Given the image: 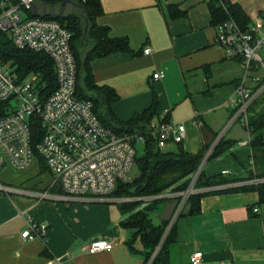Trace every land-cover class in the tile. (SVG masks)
Listing matches in <instances>:
<instances>
[{"label": "crops", "instance_id": "crops-1", "mask_svg": "<svg viewBox=\"0 0 264 264\" xmlns=\"http://www.w3.org/2000/svg\"><path fill=\"white\" fill-rule=\"evenodd\" d=\"M65 1V7L58 2L48 5L47 11L77 14L84 20L83 5ZM100 1L103 13L97 22L109 26L113 36L128 37L132 48L91 62L96 82L111 86L120 96L113 105L116 115L130 120L156 98V117L166 114L168 120L185 123L183 146L189 153L213 144L231 118L229 100L246 70L215 45L217 27L211 24L209 0ZM229 1L240 4L252 23L264 14V0ZM170 4L179 5L186 15L172 17ZM146 47L152 48L150 55L144 53ZM157 71L165 74L160 80L153 78ZM259 72L254 74L264 77V71ZM246 82L251 84V78ZM257 103V109L264 106V95ZM223 138L236 145L209 160L204 172L210 177L223 175L230 183L203 188L211 193L201 199V210L177 219L169 264H191L195 252L203 253L202 264H264V204H259L258 193L220 191L261 182L246 178L255 165L250 143L245 144L249 134L238 121ZM175 148L171 144L168 150ZM5 170L25 174L12 180ZM44 171L51 179L46 187L39 179ZM0 182L8 188L0 189V264H145L142 242L136 240L134 250L129 244L136 230L122 225L127 215L120 198L90 202L68 198L39 160L23 171L5 167ZM44 192L50 197L37 195ZM28 216L49 224L46 240H23ZM95 239L115 246L109 252L90 253L88 245Z\"/></svg>", "mask_w": 264, "mask_h": 264}, {"label": "built area", "instance_id": "built-area-1", "mask_svg": "<svg viewBox=\"0 0 264 264\" xmlns=\"http://www.w3.org/2000/svg\"><path fill=\"white\" fill-rule=\"evenodd\" d=\"M65 0H0V31L5 33L19 49L43 52L55 64L57 88L46 95L41 77L30 73L23 78L10 62H5L0 52V172L7 166L23 171L36 158L44 159L53 175L55 184L62 187L66 197L75 200L112 201L118 183L133 180L131 170L136 160V144L146 142L141 133L118 134L106 127L94 112L93 103L77 96L78 66L72 49V32L60 21L43 16L50 4ZM84 5L87 0H76ZM39 14V15H36ZM215 45L225 52L228 59L243 64L246 76L229 100L233 109L231 118L213 144L205 151L201 164L189 175L190 184L184 191L172 189L152 197L123 198L121 201H140L138 209L146 208L152 200L177 201V207L165 233L145 264H155L167 236L187 206L189 197L199 192L196 183L210 160L218 142L226 131L240 122L251 139V108L264 95V77L254 72L264 71V14L244 30L234 20L217 26ZM146 55L151 47L144 49ZM165 76L157 71L153 78ZM251 78V84L246 81ZM40 131L34 133V127ZM149 134L157 140L160 149L171 144H183L186 138L184 122L168 120L167 115L155 117L149 124ZM226 173V172H225ZM261 180V179H260ZM263 181V180H261ZM0 189H8L0 182ZM41 198L48 192L37 193ZM259 213V208L253 209ZM27 227L23 240H46L49 224L26 218ZM115 244L95 239L88 245L90 253L109 252ZM203 253L195 252L191 264H202Z\"/></svg>", "mask_w": 264, "mask_h": 264}, {"label": "trees", "instance_id": "trees-1", "mask_svg": "<svg viewBox=\"0 0 264 264\" xmlns=\"http://www.w3.org/2000/svg\"><path fill=\"white\" fill-rule=\"evenodd\" d=\"M86 9L85 17L89 22L88 31H85L86 22L77 14L61 17L46 15L60 21L72 32V49L78 66V81L76 94L79 98L93 103L94 112L100 121L118 134L141 133L146 135L144 155L136 156L135 162L139 167V174L129 183H118L113 193L115 198L152 197L163 194L169 189L175 192L184 191L189 187V175L197 170L204 157L205 147L202 151L189 153L183 144H177L175 149L165 150L157 146V140L149 134L148 127L156 117L157 99L142 113L134 115L130 120L122 121L113 110V105L120 96L109 85H100L96 82L91 62L95 59L109 56L119 52H131L129 38L126 36H113L109 26L100 25L98 17L103 13L100 0H87L83 5ZM208 7L211 15V24L217 27L228 20L236 21L244 29H250L251 18L238 4L229 0H209ZM169 14L172 17L185 16L186 12L179 5L170 4ZM0 52L5 62H10L14 68L25 78L30 73H38L41 77L43 90L46 95L53 93L57 88L56 69L53 59L43 52L19 49L10 38L0 31ZM256 103L252 106L250 115L251 140L250 147L254 158V169L247 174V179H262L258 184L244 185L239 188H228L220 191H255L259 196V204H264V106L257 109ZM0 105V111L3 108ZM251 109V110H252ZM40 131V125L34 127V133ZM236 145L234 141L222 138L216 145L210 158L215 159L232 150ZM42 166L48 169L44 159L38 157ZM230 183L223 175L207 176L203 171L196 187L199 192L189 197L187 206L181 215L197 213L201 210V199L211 191H202L209 188ZM165 201L155 199L144 209H138L140 201H127L119 204L121 210L127 215L122 225L136 230L134 238L129 242L133 244L140 240L145 248V263L149 260L154 249L159 245L168 222L161 221L156 224L151 214L160 212ZM252 208V212H253ZM176 239V224L167 236L155 264H169V244Z\"/></svg>", "mask_w": 264, "mask_h": 264}, {"label": "rangeland", "instance_id": "rangeland-1", "mask_svg": "<svg viewBox=\"0 0 264 264\" xmlns=\"http://www.w3.org/2000/svg\"><path fill=\"white\" fill-rule=\"evenodd\" d=\"M261 54L264 58V50L261 51ZM259 73H262V69H260V72ZM136 150H137V156H143L144 155V144L142 143H137L136 144ZM168 150V148H167ZM7 178L9 179H16L19 177L20 174H25V173H22V172H17V171H14V172H8L5 170V172L3 173ZM139 174V167H138V164L135 162L134 165H133V168L131 170V176L134 178L136 177L137 175ZM43 182L42 186L46 187L47 185H49L51 183V179H50V174L47 172V171H44L43 174L40 176V178ZM165 203H163V206H164ZM159 214H157V212L155 213H152L151 214V217L153 219V221L155 223H160V219H159Z\"/></svg>", "mask_w": 264, "mask_h": 264}, {"label": "water", "instance_id": "water-1", "mask_svg": "<svg viewBox=\"0 0 264 264\" xmlns=\"http://www.w3.org/2000/svg\"><path fill=\"white\" fill-rule=\"evenodd\" d=\"M67 4V2H63L62 6L65 7ZM84 9V15H83V18L86 22V28H85V31L87 32L88 31V28H89V22L87 20V18L85 17V13H86V9L83 7ZM36 15H39L36 13ZM46 15H52L54 17H61V16H65L63 12H60V13H56L55 11H53L52 13H49V12H46L43 16H46ZM62 189V187H61ZM176 207H177V201L176 200H171V201H168L164 204L163 206V209L160 213V220L163 221V222H170V220L172 219L173 215H174V212L176 210Z\"/></svg>", "mask_w": 264, "mask_h": 264}]
</instances>
